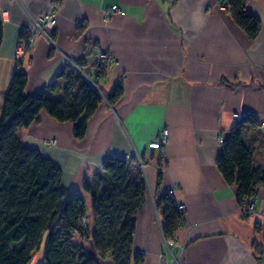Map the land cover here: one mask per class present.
<instances>
[{"label": "crops", "instance_id": "obj_1", "mask_svg": "<svg viewBox=\"0 0 264 264\" xmlns=\"http://www.w3.org/2000/svg\"><path fill=\"white\" fill-rule=\"evenodd\" d=\"M50 1L0 0V107L18 63L26 95L62 98L65 78L57 76L67 68L96 90L101 102L82 139L74 138L72 123H57L44 111L16 132L22 145L59 167L67 190L83 198L87 228L94 224L84 179L111 156L138 170L139 157L147 190L135 216L132 251L143 255V264H160L165 251L154 198L171 189L184 206L172 238L183 245L180 253L173 250L179 264H264V185L255 194L256 213L243 215L236 185L226 183L215 164L235 124L233 114L252 115L259 125L247 127L244 138L253 149V167L264 171V0L246 2L260 22L252 40L222 0H64L46 31L52 43L36 34L32 22L48 11ZM112 6L119 11L105 20ZM33 35L28 53L18 60V46ZM97 51L109 61L96 60ZM98 62L106 66L102 77H96ZM118 84L121 95L110 103ZM163 129L168 141L160 154L148 145ZM74 243L97 258L90 239L75 236ZM165 261L170 263L169 255ZM29 264H44L43 248ZM98 264L113 263L105 258Z\"/></svg>", "mask_w": 264, "mask_h": 264}, {"label": "trees", "instance_id": "obj_2", "mask_svg": "<svg viewBox=\"0 0 264 264\" xmlns=\"http://www.w3.org/2000/svg\"><path fill=\"white\" fill-rule=\"evenodd\" d=\"M247 1L222 0V5L252 40L260 31V22L246 10ZM82 27L78 26V34ZM1 40L0 16V43ZM20 65H16L0 107V264H29L46 232L44 264H98V259L105 258L113 264H143V255L132 251L135 216L147 190L141 172L133 170L128 160L111 156L104 160L101 170L84 179L82 189L90 198L94 224L89 230L82 222L86 218L83 198L62 185L61 171L54 162L22 145L16 134L44 111L57 123H72L74 138L82 139L88 119L101 102L100 96L72 68L58 73L57 77L65 78L62 98L26 95V75ZM94 67L96 77L104 76L105 65L98 62ZM55 86L50 85L51 91ZM120 95L118 84L109 102L114 103ZM258 125L254 116L241 115L228 131L215 160L226 183L236 185L240 206L264 185V171L253 167V149L244 138L247 127ZM154 206L163 238L172 239L183 216L173 196L160 192ZM75 236L83 241L90 239L97 258L74 243Z\"/></svg>", "mask_w": 264, "mask_h": 264}, {"label": "built area", "instance_id": "obj_3", "mask_svg": "<svg viewBox=\"0 0 264 264\" xmlns=\"http://www.w3.org/2000/svg\"><path fill=\"white\" fill-rule=\"evenodd\" d=\"M63 1L64 0H51L49 3L48 11L45 14L40 15L36 20H32L36 34L43 36L44 38H46L51 43H52L51 38H49L46 31L49 29H52L54 27L56 9L58 7V4H60V2H63ZM118 11H119V9L117 6L110 7L109 9L104 11V14H103L104 19L108 20L111 17V15L118 13ZM34 41H35V35L30 36L28 38L27 43L21 42V44L18 46L17 52H16V58L18 60L21 59L22 57H24L25 53L30 48V45ZM95 58H96V60H98L100 62H108L109 61L108 55L101 52V51H97L95 53ZM232 117H233V120L235 122H237L241 119L240 114H233ZM262 127L264 128V123L262 124ZM167 141H168V132L166 129H163L161 131L160 135L158 136V138L155 141L151 142L148 145V147L150 149L159 150L160 154H162L163 148L166 146ZM43 143L45 145H48V146H51L52 144L54 145V143L52 141L47 142L45 140V141H43ZM136 167L141 172V174H144L143 164H142L139 157H137ZM168 193L172 195V193H173L172 189L169 190ZM176 207H177L178 211L180 212V214L183 215L184 206L180 203H176ZM240 211L243 215H247V216L254 215L256 213L255 195H253L250 198L245 200L244 204L241 206ZM82 222L84 223V219ZM163 243H164L165 251H164V253H162L159 256L160 264H179L178 263V255L174 254L173 250L176 249L177 252L180 253L183 250V245L176 243L173 239H164V238H163ZM166 255L170 256V258H171L170 263H167L165 261Z\"/></svg>", "mask_w": 264, "mask_h": 264}, {"label": "rangeland", "instance_id": "obj_4", "mask_svg": "<svg viewBox=\"0 0 264 264\" xmlns=\"http://www.w3.org/2000/svg\"><path fill=\"white\" fill-rule=\"evenodd\" d=\"M28 51H29V49H28ZM28 51L25 53V55L28 53ZM24 55V56H25ZM23 58V57H22ZM22 58H21V60H22ZM57 99V98H56ZM47 142L48 141H52L53 143H54V145H55V141L54 140H46ZM52 146H53V144H52ZM137 170V169H136ZM84 222H86V218L84 219ZM80 238V237H79ZM46 241H47V232L44 234V236H43V239H42V244L40 245V247L41 248H44V246H45V243H46Z\"/></svg>", "mask_w": 264, "mask_h": 264}]
</instances>
